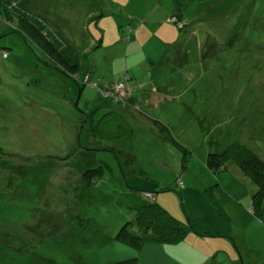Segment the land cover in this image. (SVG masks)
<instances>
[{"label": "rangeland", "instance_id": "rangeland-1", "mask_svg": "<svg viewBox=\"0 0 264 264\" xmlns=\"http://www.w3.org/2000/svg\"><path fill=\"white\" fill-rule=\"evenodd\" d=\"M29 10L74 46L85 75L63 74L16 18H0V264H264L256 186L233 162L217 174L207 165L234 144L264 159V0H29ZM108 112L131 127L101 144L84 115ZM96 142L135 155L126 175L111 150L86 151ZM99 166L86 226L44 240L22 229L53 185ZM154 201L191 223L186 238L118 240L133 209Z\"/></svg>", "mask_w": 264, "mask_h": 264}, {"label": "trees", "instance_id": "trees-1", "mask_svg": "<svg viewBox=\"0 0 264 264\" xmlns=\"http://www.w3.org/2000/svg\"><path fill=\"white\" fill-rule=\"evenodd\" d=\"M13 17L18 22V27L14 30L36 45L46 55L49 64L66 76L76 80L79 78L81 65L76 57L74 46L58 31H52L45 18L33 14L29 10V0H0V18L10 24ZM84 116V122L89 124L91 139L101 144L108 138L112 141H121L129 134L131 125L121 113L108 112L96 121L93 118V113H85ZM97 142L94 143V148L84 150H111L118 160L121 171L126 175L127 166L130 167L134 164L132 159L135 158V155L129 151L117 150L116 147L105 148ZM72 156L73 154H69L66 159H70ZM230 162H233L244 177L256 186L257 190L251 200L252 212L257 218H262L264 215V159L254 154L246 146L234 144L222 153L209 154L207 165L214 174H217L227 171ZM103 175L102 166L88 168L80 175L68 174L67 180L75 179V184H71L69 181L59 190L56 185H53L51 192L44 200L39 217L32 225H27L22 229L29 232L35 239L44 240L64 234L72 230L75 225L86 226L82 216L84 194L88 188L94 185V182L102 181ZM65 190L69 195L65 202L66 209L58 212L56 209L57 193L59 191L62 193ZM130 228L136 230L134 235L128 232ZM191 230L193 227L190 222L182 223L176 220L158 202L154 201L133 209L132 221L122 227L116 238L141 249L147 236H157L164 244H176L186 238ZM136 260L137 258L120 264Z\"/></svg>", "mask_w": 264, "mask_h": 264}, {"label": "built area", "instance_id": "built-area-1", "mask_svg": "<svg viewBox=\"0 0 264 264\" xmlns=\"http://www.w3.org/2000/svg\"><path fill=\"white\" fill-rule=\"evenodd\" d=\"M123 85L124 84H122V85L121 84H118V85L113 86V89L111 91V95L113 96L112 97L113 100L115 99V101H116V100H118L120 98V92H121V90L123 91V89H124V86ZM105 94H108L107 91L105 92ZM147 198L151 199L152 198V195L147 194Z\"/></svg>", "mask_w": 264, "mask_h": 264}, {"label": "crops", "instance_id": "crops-1", "mask_svg": "<svg viewBox=\"0 0 264 264\" xmlns=\"http://www.w3.org/2000/svg\"><path fill=\"white\" fill-rule=\"evenodd\" d=\"M101 46H102V45H101ZM101 46H99V47H101ZM80 67H81V66H80ZM80 69H81V68H80ZM90 71H91V70H90ZM81 72H82L83 74H82ZM80 74L85 75V71H82V69H81V70H80ZM132 102H133V100H132ZM133 103H134V102H133ZM123 107H124V109H125L126 111H130L128 107H125V106H123ZM207 235H208V234H207Z\"/></svg>", "mask_w": 264, "mask_h": 264}]
</instances>
